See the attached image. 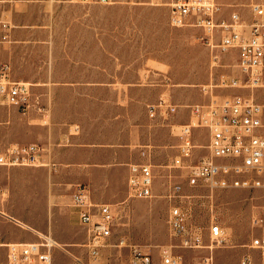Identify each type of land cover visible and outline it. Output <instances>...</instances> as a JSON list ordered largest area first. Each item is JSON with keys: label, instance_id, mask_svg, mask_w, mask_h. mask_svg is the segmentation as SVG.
I'll use <instances>...</instances> for the list:
<instances>
[{"label": "rangeland", "instance_id": "374dc122", "mask_svg": "<svg viewBox=\"0 0 264 264\" xmlns=\"http://www.w3.org/2000/svg\"><path fill=\"white\" fill-rule=\"evenodd\" d=\"M172 1L118 0L116 3L105 4L96 1L48 0L47 4L50 6L79 4L104 8V11L98 14L82 16L94 18L90 19L94 22L93 25L90 23L85 30L94 33V37H100L102 42L104 23V52L107 53L109 50L114 56L116 61H112V67L116 65L119 69L124 66L128 73L131 72L130 76L138 69L143 84H164L166 92L162 98L168 104L177 106V110L181 108L188 110L191 109V105L207 104L214 99L251 94V88L243 86L244 77L237 66L238 51L236 49L226 52L212 51L200 41L198 28L173 26L169 18ZM216 2L220 7L221 17L230 18L233 11H238L247 23L253 20L252 5L264 4V0H216ZM87 48L89 50L95 48L97 54L99 46L75 45L71 47V53L82 54ZM117 57H120L121 62ZM222 79L240 81L238 84L225 85ZM34 86L36 85L33 84ZM255 94L264 102V88L258 91L256 89ZM152 104L154 103L150 105ZM9 109L11 115L7 118L8 123L2 125L0 129V146L29 143L16 141L24 134L22 123L26 113L15 106ZM33 122L37 124L41 120L36 118ZM49 122L47 118L46 124ZM13 124L18 125L17 129H6L11 125L13 127ZM180 129L181 125L175 127L176 134ZM197 133L194 156L196 160L208 153V149L202 144L208 142L209 136L202 128H198ZM177 155L178 147L169 166L170 176L173 181L182 184L184 193L195 195L190 199L186 198L184 205L191 206L194 222L204 227L206 241H209V226L214 222L220 223L227 232V239L223 245L214 249L215 264L237 263L248 251L246 245L250 243L253 235L264 233V187L218 189L209 197L206 188L191 187L188 184L186 169L171 168ZM45 161L49 164L4 165L0 168V208L53 238L56 242L54 264H73L69 252L82 254L85 251L83 244L87 241V229L79 222L76 213H73L75 191L63 192L70 195L61 200L55 196L57 192L54 191L50 168L53 162L49 154L45 155ZM164 176L166 175L159 174L155 178L156 196L132 198L127 192L125 198L112 205L117 212V221L113 236L103 249V256L108 264H132L131 250L134 246L151 253L152 264H161V246L177 243V239L171 235L168 223L171 203L163 196L166 184ZM122 179V174L116 175V182L121 180L122 183ZM255 217L263 218L261 226L254 224ZM14 231L26 238L39 239V235L30 228L18 225L0 215V242H8L4 237L11 235L12 232L15 234ZM123 238L125 242L121 244ZM176 251L183 254L189 262L197 261L206 253L205 249L176 248ZM5 255L6 247L0 245V264H4Z\"/></svg>", "mask_w": 264, "mask_h": 264}, {"label": "built area", "instance_id": "2783aa9c", "mask_svg": "<svg viewBox=\"0 0 264 264\" xmlns=\"http://www.w3.org/2000/svg\"><path fill=\"white\" fill-rule=\"evenodd\" d=\"M0 0V44L11 40L15 26L7 15L6 4ZM112 4L118 0H69ZM253 20L247 23L238 11L230 18L220 15L216 0H173L170 6V22L176 27H195L200 30L199 39L215 52L238 51L237 66L244 77L243 86L251 88V94L234 95L207 104L191 105V119L182 124L179 133L178 155L171 168L187 171L191 187L207 189L212 197L218 189L264 187V102L255 90L264 88V4L252 5ZM240 80L222 79L223 84H238ZM206 89V87H204ZM15 106L23 113L36 110L47 122L48 109L41 103L32 84L15 79L8 63L0 64V106ZM151 116L173 114L177 106L163 98L149 105ZM0 122V128H1ZM205 129L209 135L208 153L194 159L197 144L195 131ZM46 148L39 143H13L0 146V168L14 165H48ZM156 175L148 163L130 164L128 196L149 198L154 191ZM163 196L170 203L168 223L177 243L161 246V264H215L214 249L227 239L225 228L218 222L209 226L206 241L205 229L193 220L191 206L185 200L194 194L184 193L181 183L170 176ZM191 204V200H189ZM73 207L79 222L87 229L85 251L69 252L73 264H108L103 249L113 236L117 212L112 204L93 201L89 189L79 185L73 194ZM0 215L21 225L20 221L0 210ZM262 217H255L254 224L262 225ZM39 239L0 242L6 247L4 264H54L56 242L49 234L30 228ZM121 244L125 239H121ZM245 252L235 264H264V233L254 234ZM176 248L187 250L205 249L206 253L195 262H189ZM132 264H152L149 252L134 246Z\"/></svg>", "mask_w": 264, "mask_h": 264}, {"label": "crops", "instance_id": "0c3cea01", "mask_svg": "<svg viewBox=\"0 0 264 264\" xmlns=\"http://www.w3.org/2000/svg\"><path fill=\"white\" fill-rule=\"evenodd\" d=\"M47 2L11 0L6 4V13L15 26L11 40L0 44V64L8 63L13 77L32 84L48 109L50 121L44 123L40 113L31 110L22 123L24 134L16 141L39 143L46 148L53 162L50 168L55 196L60 200L70 195L63 192L85 185L93 201L114 205L129 190L132 163L150 164L156 176L166 175L167 182L179 144L175 127L190 121L191 109H178L168 117L159 112L151 116L148 105L162 99L164 84H143L138 69L130 76L124 66L112 67L116 60L109 50L104 52V23L102 42L85 30L90 23L93 25L90 19L94 18L82 16L98 14L104 8L50 6ZM75 45H97L98 53L95 48H87L85 53L72 54L71 47ZM9 107L0 106L1 127L8 123ZM36 118L42 123L35 124ZM16 126L6 129H17ZM208 143L209 136L202 145L206 147ZM117 174L123 175L122 183L116 182ZM68 211L71 214V208ZM4 238L31 239L18 232Z\"/></svg>", "mask_w": 264, "mask_h": 264}, {"label": "bare ground", "instance_id": "6f19581e", "mask_svg": "<svg viewBox=\"0 0 264 264\" xmlns=\"http://www.w3.org/2000/svg\"><path fill=\"white\" fill-rule=\"evenodd\" d=\"M213 86V85H212ZM1 210V209H0ZM2 211V210H1ZM3 212V211H2ZM5 213V212H4ZM7 214V213H6ZM15 218V217H14ZM17 219V218H16ZM19 220V219H18ZM20 221V220H19ZM20 223H21V221H20ZM21 225H22V223H21ZM23 226V225H22Z\"/></svg>", "mask_w": 264, "mask_h": 264}]
</instances>
